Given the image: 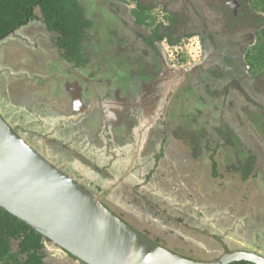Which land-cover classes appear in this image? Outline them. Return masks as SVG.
Instances as JSON below:
<instances>
[{"label": "flooded vegetation", "instance_id": "obj_1", "mask_svg": "<svg viewBox=\"0 0 264 264\" xmlns=\"http://www.w3.org/2000/svg\"><path fill=\"white\" fill-rule=\"evenodd\" d=\"M79 2L83 10L78 15L87 23L71 38L75 49L62 44L64 32L50 28L40 4L0 36L3 47L18 45L22 54L21 66L15 69L5 64L0 51L3 116L39 153L160 245L198 260L234 250L264 256V196H254L248 188L240 193L239 187H224L239 180L245 184L250 177L264 182V3ZM195 37L201 44L199 58L179 51ZM21 73L31 80L35 97L24 96L26 90L25 99L20 96L36 105L37 122L26 119L21 111L28 107L10 100L2 88ZM66 125L78 130H57ZM52 126L53 135H44ZM204 149L215 152L210 165ZM220 150L236 162L220 167L215 161ZM189 157L204 160L206 168L181 176ZM219 168L230 174L224 177ZM173 172L180 175L181 185L163 193ZM188 176L194 183L199 180L194 193L188 189L193 185L186 181ZM194 194L203 196L206 204L195 202ZM205 213L212 216L205 219ZM187 218L197 235L206 234L209 226L206 239L215 248L206 249L197 239L193 247L204 255L179 248V241L193 239L174 237L182 228L189 230ZM43 242L46 264L56 258L85 264L51 240L44 237Z\"/></svg>", "mask_w": 264, "mask_h": 264}, {"label": "water", "instance_id": "obj_2", "mask_svg": "<svg viewBox=\"0 0 264 264\" xmlns=\"http://www.w3.org/2000/svg\"><path fill=\"white\" fill-rule=\"evenodd\" d=\"M0 207L85 264H264L246 250L198 260L160 245L39 153L1 111Z\"/></svg>", "mask_w": 264, "mask_h": 264}, {"label": "trees", "instance_id": "obj_3", "mask_svg": "<svg viewBox=\"0 0 264 264\" xmlns=\"http://www.w3.org/2000/svg\"><path fill=\"white\" fill-rule=\"evenodd\" d=\"M255 1L264 3V0ZM38 4L44 7L50 28L64 32L65 43L62 44L68 43L70 48L75 49L77 43L71 38L79 36V29L87 23L86 20L80 19L79 15L82 14L83 8L79 0H0V36L6 35L17 27ZM70 5H75V8ZM73 52L78 57L77 52ZM43 240L44 237L40 233L0 207V263L46 264L47 251ZM16 242L18 245L14 248ZM229 264L255 263L242 260Z\"/></svg>", "mask_w": 264, "mask_h": 264}, {"label": "rangeland", "instance_id": "obj_4", "mask_svg": "<svg viewBox=\"0 0 264 264\" xmlns=\"http://www.w3.org/2000/svg\"><path fill=\"white\" fill-rule=\"evenodd\" d=\"M128 4L133 5L131 1L128 2ZM108 24H109L108 20L102 22V25L101 26L104 28V32L106 30V27H108ZM3 45H4L3 43L0 44V51L4 54V62H5V64L8 65V66L10 65L11 67H13L15 69H18L21 66V56H22V54L20 52V49H19V46L18 45H16V46L11 45V46H9L7 48V46H4L3 47ZM182 46H183V49H179V51H186V54H187V50H188V51H190V53L192 55H194V57L199 58L200 51H201V44H200V41H199V39L197 37L192 38L190 41H188L185 45H182ZM177 53L178 52L175 51V55ZM189 62H192V61H189ZM6 65H1L2 69H4V67ZM32 72H34V70ZM17 73L20 74L19 71ZM107 73H109V72L106 71L105 74L107 75ZM105 74L103 73V75H105ZM16 77H18V78L15 79V81H10L9 82L7 88H5V86H2V88H3V90L6 93L5 95L10 100L16 101L18 103V105H23L24 107H28L27 109H23L21 111V113H22V115L26 119L33 120L34 119L33 118L34 113L36 112V109H37L36 108V105H32L33 103H32L31 100L29 102H28V100H23V99H25L24 96L29 97V96H32L33 95L32 97H35L34 94L31 91V89H32L31 88L32 85L30 84V81L31 80L30 79H27L26 76H23L22 73H21V75H16ZM52 82H55V80L52 79ZM24 90H26L27 94L24 95V96H22L25 93ZM20 95L23 97V99L21 98ZM186 96H187V99H189L190 101H193L194 100L193 97H192V95H186ZM19 101H21V103ZM183 111L184 110H180V109L178 110V112H181V113H183ZM24 117H23V121H25V118ZM230 118L233 119L232 116H230ZM244 118L247 119L246 117H244ZM11 121L12 122H15V120H11ZM34 121L37 122L35 119H34ZM46 127H50V125H46ZM38 128H39V130H41V127H40L39 124H38ZM55 128L56 127H53L52 126V128H49L47 130H44L43 134L44 135L46 134L48 136H52L53 134H52L51 130L55 131L56 130ZM77 128L78 127L76 125H72L69 128H68V125H66V126H62V127L58 128L57 130L60 131L61 133H64L65 131H70V132L74 133L75 129H77ZM44 129H45V127H44ZM254 142L255 141L252 140L251 141V144L254 143ZM65 150L68 151L67 149H65ZM204 153H205L204 154V158L207 161L206 163L208 165H210L209 164V161H211L210 160V157L215 152L204 149ZM183 157H185V156H183ZM215 161L218 162V164H219L220 167L222 165H232L233 163L236 162V161H234V158H231V156L227 155V153L225 152V150H220L218 153L215 154ZM183 166L185 167V169H182L181 176L184 175V174H187V173L191 174L192 172H195V171L201 172L202 170H204V168H206V164L204 163V160H194L191 157H189V159L187 161H184ZM219 170L223 174L224 177H227V173L230 174L229 173V170L225 171L222 168H219ZM173 173H174V177H173V179L171 180L170 184L167 186V188L165 189V191L163 193H166L168 191V189L170 187H172L173 185H176L177 187H179L181 185V182L179 181L180 175L178 176V173H176V172H173ZM188 177L189 178L186 179V181L187 182H190L189 186L191 184H193L188 189L189 190H192L193 193H194V190H193L194 189V184L199 185V182H198L199 180H197L194 183L193 176H188ZM232 177L235 178L236 176H232ZM235 179H238V178L236 177ZM210 181H211V185H212L213 181L212 180H210ZM226 186L235 187L236 189L239 187V189H237V192L240 191V193H241L242 190H245L246 188H248V190L254 196H257V197L258 196H262V195L264 196V182L261 181L260 178L253 179V177H250L249 180H248V182L245 183V184L242 183L239 180V182H236V183H227V184L225 183L224 184V187H226ZM181 188L183 189L182 186H181ZM159 193L162 194L161 192H159ZM195 197H196L195 202L199 200L200 203H201V205L202 204H206V200H205V198L203 196H201V195H195ZM226 200L228 201V198H226ZM262 205H263L262 211L264 212V204H262ZM207 206H209V205H207ZM202 207H206V206H202ZM202 207H200V208L202 209ZM189 208H190V210H192L193 209V206H191ZM203 209H205V208H203ZM181 214L183 215L182 212H181ZM211 216H212L211 213H205V219L206 218H210ZM185 223L188 224V227H185L187 229H189V226H192L194 224L193 221L191 219H189V218H187L185 220ZM262 226L264 227V216H263V219H262ZM207 228L208 229L205 228V233L206 234H203V235H201V234L200 235H197V234L194 233V231H191L190 229L189 230H186V229L182 228V230L179 231L180 235L174 236V237L175 238H179L181 236H185V237L191 236V238H193V239H190V240H186L185 239L183 241H179V245L182 244V247H179V248L181 250L185 251L186 253H189V254L204 255V252H202V250H200V249L195 250L194 249V247H195L194 245L196 244V242H195L194 239L199 240V242L204 247L205 246L207 247L206 249H208V247L215 248L216 247L215 244L214 243H211L209 240L206 239V238H210L209 236H207V234L210 232V231H208V230H210L209 229V226ZM247 242L249 243V240ZM261 242H262V245H264V236H262ZM169 243L172 244V245L174 244V242L171 241V240H169ZM202 258H204V257H202ZM47 264H68V263L65 262L63 259L60 260V259L56 258V259L51 260V262L50 263H47Z\"/></svg>", "mask_w": 264, "mask_h": 264}]
</instances>
